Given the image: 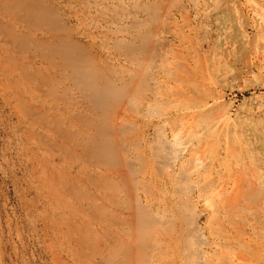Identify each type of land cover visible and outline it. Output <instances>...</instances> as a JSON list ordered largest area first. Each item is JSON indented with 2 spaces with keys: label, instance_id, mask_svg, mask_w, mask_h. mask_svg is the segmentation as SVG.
I'll use <instances>...</instances> for the list:
<instances>
[{
  "label": "rangeland",
  "instance_id": "obj_1",
  "mask_svg": "<svg viewBox=\"0 0 264 264\" xmlns=\"http://www.w3.org/2000/svg\"><path fill=\"white\" fill-rule=\"evenodd\" d=\"M171 85L191 88L204 107L196 123L219 122L222 142L237 144L232 155L203 147L219 132L204 136V151L193 143L180 152L172 128L186 106L177 108ZM196 161L256 174L250 205L226 214L222 235L182 176ZM258 167L264 0H0V264H160L153 230L167 217L169 230L187 227L178 264H231L238 252L251 261L235 263L264 264Z\"/></svg>",
  "mask_w": 264,
  "mask_h": 264
},
{
  "label": "bare ground",
  "instance_id": "obj_2",
  "mask_svg": "<svg viewBox=\"0 0 264 264\" xmlns=\"http://www.w3.org/2000/svg\"><path fill=\"white\" fill-rule=\"evenodd\" d=\"M169 1H171V0H169ZM110 4V3H109ZM176 4V3H175ZM134 7V6H133ZM107 9V8H106ZM169 9V8H168ZM164 13V12H163ZM166 13V12H165ZM168 13H169V11H168ZM162 14V13H161ZM130 16V15H129ZM259 16V15H258ZM260 17V16H259ZM157 18H158V16H157ZM182 19V18H181ZM155 21V20H154ZM173 23V22H172ZM175 28V27H174ZM165 29V28H164ZM177 29V28H176ZM176 34V33H175ZM171 35H173L172 34V32H171ZM178 37V36H177ZM182 37V36H181ZM117 39V38H116ZM181 39V38H180ZM182 39H183V37H182ZM181 39V40H182ZM187 40H188V38H186ZM185 39V40H186ZM120 40V39H119ZM180 40V41H181ZM186 40V41H187ZM162 41V40H161ZM169 41V40H168ZM183 41V40H182ZM181 41V42H182ZM191 42V41H190ZM185 43V42H184ZM192 44V43H191ZM184 45V44H183ZM186 45V44H185ZM175 47V46H174ZM178 47V46H177ZM176 48V47H175ZM172 49V48H171ZM177 49H179V48H177ZM194 49V48H193ZM173 50V49H172ZM180 50V49H179ZM190 51H192V50H190ZM189 53V52H188ZM146 54V53H145ZM144 55V54H143ZM121 56V55H120ZM195 56V55H194ZM132 58V57H131ZM157 58V57H156ZM144 59V58H143ZM186 59V58H185ZM197 59V58H196ZM134 60H136V59H134ZM154 60V59H153ZM128 61H130V60H128ZM131 61H133V60H131ZM138 61V60H137ZM177 61V60H176ZM181 61V60H180ZM189 61V60H188ZM166 62V61H165ZM178 62V61H177ZM177 62H176V64H177ZM167 63V62H166ZM179 63V62H178ZM138 64V63H137ZM151 64V63H150ZM169 64H172V62H169ZM173 64L174 65H176L174 62H173ZM188 64V63H187ZM189 64H190V62H189ZM178 65V64H177ZM130 66V65H129ZM169 66V65H168ZM187 66V65H186ZM158 67V66H157ZM170 67V66H169ZM172 67V66H171ZM177 67L178 66H176V69H177ZM204 67V66H203ZM164 68V67H163ZM175 68V67H174ZM163 70V69H162ZM169 70V69H168ZM167 70V71H168ZM175 69H173V71H174ZM182 70V69H181ZM189 70V69H188ZM194 70V69H193ZM198 70H200V69H198ZM159 72V71H158ZM165 72V69H164V71H163V73ZM174 72H176V71H174ZM166 73H168V72H166ZM179 73V72H178ZM204 73V72H203ZM162 74V73H161ZM173 74V73H172ZM175 74V73H174ZM195 74H198V73H195ZM205 74V73H204ZM134 75V74H133ZM169 75H171V73L169 74ZM168 75V76H169ZM177 74H175V77L177 78V76H176ZM180 75V74H179ZM201 75H203V74H201ZM181 76V78H182V76H184V75H180ZM186 76V75H185ZM190 76H191V74H190ZM198 76V75H197ZM161 77V76H160ZM187 77V76H186ZM193 77V76H192ZM135 78V77H134ZM169 78H171L170 76H169ZM178 78H180L179 76H178ZM177 78V79H178ZM190 78V77H189ZM196 78H198V77H196ZM159 79V78H158ZM187 79V78H186ZM136 80V79H135ZM134 80V81H135ZM164 80V79H163ZM171 80V79H170ZM189 80V79H188ZM195 80V79H194ZM198 80H199V78H198ZM131 81H133V80H131ZM137 81V80H136ZM177 81V80H176ZM196 81V80H195ZM209 81V80H208ZM164 83H165V81H163ZM161 83H162V81H161ZM167 83V82H166ZM183 83V82H182ZM181 83V84H182ZM184 83H187V82H184ZM189 83V82H188ZM193 83V82H192ZM197 83H199V82H197ZM197 83H195V84H197ZM135 84V83H134ZM133 84V85H134ZM190 84H191V81H190ZM200 84V83H199ZM157 85V84H156ZM166 85H168V83L166 84ZM182 85H184V84H182ZM169 86V85H168ZM172 86V85H171ZM177 86V85H176ZM197 86V85H196ZM151 87V86H150ZM173 87V86H172ZM164 88V87H163ZM174 88V87H173ZM195 88V87H194ZM196 89V88H195ZM168 90V89H167ZM173 90H175V88L173 89ZM197 90V89H196ZM175 92L176 93H174V95H175V97H176V99H178L177 100V108H178V106L180 107L181 105H183V106H186V108H181L180 109V112L178 113V114H180V118L179 117H177V118H179L178 120L177 119H175V121H177L176 123H174V128H172L173 129V137L175 138V139H177V138H183V142H182V144H181V146H184V149L183 150H181L180 152H182L183 154L184 153H187L188 151H190V145L191 144H193V143H196L197 144V146L199 145L200 146V144H201V142H202V140H203V138H204V136L207 134V135H213L214 133H217V132H219L218 134H216V136H217V141H215V142H210V143H205V145L203 146V145H201V146H203V147H205L207 150H212V148L211 147H216L218 150L220 149V150H223L224 151V154H225V157H228L229 155H232L233 153H234V151L236 150L235 148L236 147H234V145L235 144H233V146L230 144V142L228 143L227 141H224V142H222V132H220V131H222L223 129L220 127V125H219V122H214L213 123V125L211 124V126H208L206 129H205V131H202L201 130V128H200V126L196 123V119L199 117V114L201 113V110L204 108L203 106L202 107H197V106H194L193 104V100H194V98L192 97L193 96V93H192V91H191V88L189 87L188 88V85L186 86V88H183L182 86H178V87H176V90H175ZM173 93V92H172ZM209 93H211V92H209ZM171 94V93H170ZM165 95V94H164ZM195 95V94H194ZM197 95V94H196ZM196 95H195V97H196ZM168 97V96H167ZM140 99V98H139ZM175 99V98H174ZM168 101V100H167ZM195 101H196V99H195ZM199 101V100H198ZM201 101V100H200ZM133 102V101H132ZM197 102V101H196ZM168 103V102H167ZM203 103V102H202ZM200 104H201V102H200ZM166 105V104H165ZM197 105V104H196ZM204 105V104H203ZM172 108V107H171ZM119 109V108H118ZM124 110H126V109H124ZM175 110V109H174ZM177 110H179V109H177ZM127 111V110H126ZM137 112V111H136ZM115 113H116V111H115ZM124 113H126V112H124ZM176 113V112H175ZM114 114V113H113ZM117 114H118V116H119V113L117 112ZM121 116V115H120ZM170 116V115H169ZM117 117V116H116ZM115 117V118H116ZM126 117V116H125ZM219 117V116H218ZM123 119H126V118H123ZM116 120H119V121H121L122 122V120L121 119H116ZM114 121V120H113ZM126 121V120H125ZM112 122V121H111ZM118 122V121H117ZM202 122V121H201ZM114 122H112V124H113ZM166 123V122H165ZM164 123V124H165ZM168 123H170V122H167L166 124H168ZM119 124V123H118ZM117 124V125H118ZM136 124V123H135ZM165 124V125H166ZM207 124V123H206ZM205 124V125H206ZM114 125H115V123H114ZM173 126V125H172ZM227 126V125H226ZM165 127V126H164ZM119 128V127H118ZM204 128V127H203ZM113 129V128H112ZM172 129H170V130H172ZM163 131V130H162ZM114 132V131H113ZM224 134V133H223ZM227 136V135H226ZM240 137V136H239ZM137 139H139V138H137ZM226 139H227V137H226ZM216 140V139H215ZM159 141V140H158ZM177 141V140H176ZM180 141V140H179ZM205 141V140H204ZM203 141V142H204ZM178 143V142H177ZM140 144V143H139ZM218 145V146H217ZM237 145V144H236ZM235 145V146H236ZM176 146H177V144H176ZM197 146H195V147H197ZM201 146L200 147H197V149H199V150H203L204 151V149L205 148H201ZM161 147H163V146H161ZM172 147H173V144H172ZM194 147V148H195ZM241 148V147H240ZM216 149V150H217ZM239 148L237 147V150H238ZM122 150V149H121ZM240 150V149H239ZM238 150V151H239ZM243 150V149H242ZM241 150V151H242ZM206 151V150H205ZM238 151H237V153H238ZM191 152V151H190ZM189 152V153H190ZM195 152V151H194ZM243 152V151H242ZM232 153V154H231ZM144 155V154H143ZM142 155V156H143ZM165 155V154H164ZM174 155V154H173ZM242 155V154H241ZM192 156H194V154H192ZM191 156V157H192ZM236 156V155H235ZM197 157H199V156H197ZM176 158V157H175ZM200 158V157H199ZM202 158V157H201ZM174 159V158H173ZM177 159V158H176ZM175 159V160H176ZM197 160H198V158H196ZM204 159V158H203ZM229 159H230V157H229ZM228 159V160H229ZM169 160V159H168ZM202 160V159H201ZM221 160H222V158H221ZM170 161V160H169ZM172 161V160H171ZM170 161V162H171ZM230 161V160H229ZM168 162V161H167ZM174 162V161H173ZM199 162V161H198ZM197 161H196V163H195V165H187L188 167L187 168H185V171H183V177L184 176H186V178H189L190 180V186H189V188L191 187V191L190 192H192V193H196L197 194V196H198V198L197 199H200L201 200V202L203 201L206 205V207H207V210H210V212L212 213V215H213V218L212 219H214V223L215 224H219V222H220V225H219V228H218V230H217V228L214 230L215 232L214 233H216L217 235L219 234H221L220 233V230H222V228L224 227V225H223V222H222V219L226 216V214L228 213H230L231 211H235L236 210V208H239V205H241V204H244V202L246 201V195H248L247 193L248 192H250V190L253 192L254 190L253 189H255L254 188V186H255V182H256V177H255V175H251L252 173L251 172H246V171H244V170H247V169H250V168H248V167H246L247 169H244V170H242V168H244V167H241V169H238V168H240V167H238V168H234V166L233 165H228V164H223L222 165V167H223V170H221L220 171V169L218 170V168L217 169H215V171L213 170L214 169V167H216V165H202V161H200V163H198ZM224 162H225V160H224ZM175 163V162H174ZM232 163V162H231ZM230 163V164H231ZM179 164V163H178ZM198 164V165H197ZM201 164V165H200ZM236 165V164H235ZM172 166V165H171ZM176 166V165H175ZM181 166V165H180ZM206 166H209L210 168L212 167V170L210 171V172H208V171H206ZM220 166V165H219ZM245 166V165H244ZM247 166V165H246ZM250 166H252L253 167V165H250ZM255 166H257V165H255ZM259 166H261V165H259ZM173 167V166H172ZM221 167V166H220ZM151 168V167H150ZM176 168V167H175ZM148 169V168H147ZM146 169V170H147ZM257 169H260V167H258ZM263 169V168H262ZM262 169H260V170H262ZM264 170V169H263ZM263 170H262V172H263ZM249 171V170H248ZM255 172V171H254ZM257 172V171H256ZM255 172V173H256ZM261 172V171H260ZM264 173V172H263ZM151 174V173H150ZM149 174V175H150ZM214 174H217V176H218V180H217V182H216V185L215 184H213L212 183V179L214 178L213 176H214ZM156 179V178H155ZM148 180V179H147ZM182 180H183V178H182ZM186 180V179H185ZM257 180H258V178H257ZM264 180V179H263ZM184 181V180H183ZM188 181V180H187ZM214 181V180H213ZM262 181V180H261ZM185 182V181H184ZM258 182V181H257ZM144 183V182H143ZM259 183V182H258ZM263 183V182H262ZM186 184H187V182H186ZM185 184V185H186ZM184 185V186H185ZM260 185V184H259ZM261 186V185H260ZM263 186V185H262ZM175 188V187H174ZM256 188H257V186H256ZM145 189H146V187H145ZM154 189V188H153ZM258 189V188H257ZM147 190V189H146ZM262 190V189H261ZM152 191V190H151ZM255 191H256V189H255ZM138 192V191H137ZM259 191H257L256 193H255V196H256V194H260V192L258 193ZM262 192H264V190L262 191ZM143 193V192H142ZM145 193V192H144ZM147 194V193H146ZM156 194V193H155ZM178 194V193H177ZM191 194V193H190ZM262 194V193H261ZM261 194L259 195L260 197H261ZM189 195V194H188ZM145 196V195H144ZM176 196V195H175ZM135 197V196H134ZM252 197V200H254L255 198L253 197V196H251ZM258 197V196H257ZM256 197V198H257ZM263 197V196H262ZM138 198V197H137ZM188 198H190V197H188ZM193 198H194V196H193ZM254 198V199H253ZM157 199V198H156ZM196 199V200H197ZM213 199H215L213 202L215 203L216 202V200H217V203H216V205L215 204H211V201L213 200ZM247 199H248V196H247ZM264 199V198H263ZM189 200V199H188ZM252 200H250V201H252ZM256 200H260V198L258 199H256ZM181 201V200H180ZM194 201V200H193ZM198 201V200H197ZM260 201H263V200H260ZM147 202V201H146ZM159 202V201H158ZM172 202V201H171ZM184 202V201H183ZM187 202V201H186ZM189 202V201H188ZM202 202V203H203ZM247 202V201H246ZM135 203V202H134ZM181 203H182V201H181ZM202 203H200V204H202ZM250 203V202H249ZM249 203H247V204H244L245 206L247 205H250ZM260 202H258V204H259ZM264 203V202H263ZM141 204V203H140ZM195 204V203H194ZM254 204V203H253ZM252 204V205H253ZM173 205V204H172ZM191 205V204H190ZM263 205V204H262ZM165 206V205H164ZM246 206V207H247ZM142 207H143V205H142ZM146 207V206H145ZM256 207H258V206H256ZM260 207V206H259ZM166 208H168V207H166ZM177 208V207H176ZM262 208H264L263 206H262ZM137 209V208H136ZM173 209V208H172ZM235 209V210H234ZM240 209H241V207H240ZM239 209V210H240ZM135 210V209H134ZM245 210V209H244ZM249 210H250V208H249ZM254 210V209H253ZM263 210V209H262ZM159 211V210H158ZM168 211V213H169V210H166L165 212H167ZM241 211H243V209L241 210ZM251 211H252V209H251ZM255 211V210H254ZM253 211V212H254ZM163 212H164V210H163ZM171 212V211H170ZM233 212H231V213H233ZM247 212H248V209H247ZM167 213V214H168ZM235 213H238L237 212V210H236V212H234L233 214H235ZM245 213V212H244ZM248 213H250V212H248ZM252 213V212H251ZM257 213H258V211H257ZM136 214V213H135ZM172 214V213H171ZM174 214V213H173ZM179 214V213H178ZM208 214V213H207ZM175 215V214H174ZM194 215V214H193ZM156 216V215H155ZM161 216V215H160ZM172 216V215H171ZM176 216V215H175ZM215 216V217H214ZM219 216V217H218ZM166 217V216H165ZM179 217V216H178ZM189 217V216H188ZM210 217H212L211 215H210ZM218 217V218H217ZM171 218V217H170ZM169 217H167V218H165V220H163V222L161 223V224H158L157 225V228H156V226H154V230H153V232H154V237H155V239H153L154 241H156V243L157 244H159V246H160V250L161 251H159V254H157V259L158 260H162V262H163V260H166V261H169L168 262V264H178V260L180 261V256H181V254H182V248H181V242H180V237H179V235L180 234H182L183 232H186L187 231V227L185 228V230H182L183 232L182 233H180V231L179 232H174L175 230H169L168 228H167V225L169 226V224L171 223V219H170ZM173 218H174V216H173ZM185 218V217H184ZM205 218V217H204ZM218 219V220H216V219ZM221 218V219H220ZM228 218V217H227ZM226 218V219H227ZM174 219H176V217L174 218ZM211 219V218H210ZM225 219V220H226ZM176 220H180V219H176ZM235 220V219H234ZM182 221H184V220H182ZM197 221V220H196ZM205 221V220H204ZM209 221H211V220H209ZM157 222V221H156ZM155 222V223H156ZM222 222V223H221ZM230 222H231V220H230ZM175 223H177V222H175ZM182 223V222H181ZM190 223V222H189ZM211 223H212V221H211ZM224 223H225V221H224ZM233 223H234V221H233ZM207 224L209 225L210 223H208L207 222ZM232 224V223H231ZM240 224V223H239ZM207 225V226H208ZM179 226V225H178ZM205 226H206V224H205ZM213 224H212V227L210 226V228L212 229L213 228ZM173 227H175V226H173ZM191 227V226H190ZM196 227H197V225H196ZM195 227V228H196ZM214 227H216V226H214ZM218 227V226H217ZM226 227V226H225ZM231 227H233V225L231 226ZM236 227H237V225H236ZM235 227V228H236ZM242 227V226H241ZM241 227H239V228H241ZM244 227V226H243ZM194 228V230H195V233H198V228H196L195 229ZM208 228H209V226H208ZM209 228V229H210ZM234 228V227H233ZM238 228V227H237ZM238 228V229H239ZM180 229V228H179ZM182 229V228H181ZM210 229V231H212ZM224 229V228H223ZM254 229H255V227H254ZM177 230V229H176ZM192 229H190V231H191ZM202 230H203V228H202ZM205 230V229H204ZM203 230V231H204ZM226 230H228V229H226ZM226 230H224V231H226ZM236 229H234L233 231H235ZM241 230H242V228H241ZM241 230H239V231H241ZM197 231V232H196ZM201 231V230H200ZM200 231H199V233H200ZM245 231V230H244ZM236 232H238L237 230H236ZM251 232V231H250ZM152 233V232H151ZM193 233V232H192ZM198 233V234H199ZM230 233V232H229ZM248 233H249V231H248ZM253 233H255V232H253ZM256 233H257V231H256ZM185 234V233H184ZM231 234V233H230ZM242 234V233H241ZM150 235V234H149ZM202 235V234H201ZM208 235V234H207ZM222 235V234H221ZM225 235V234H224ZM244 235V234H243ZM258 235V234H257ZM256 235V236H257ZM199 236H200V234L198 235V239H200V238H202V239H205V238H203L202 236H200V238H199ZM239 236V235H238ZM237 236V237H238ZM241 236V235H240ZM246 236V235H245ZM153 237V235H152V237H151V239L152 238H154ZM182 237V236H181ZM191 237V236H190ZM214 237V236H213ZM243 237V236H242ZM215 239H216V236L214 237ZM218 238V237H217ZM229 238V237H228ZM254 238V237H253ZM191 239V238H190ZM194 239V238H193ZM238 239H239V237H238ZM243 239V238H242ZM258 239V238H257ZM256 239V240H257ZM197 240V239H196ZM254 240H255V238H254ZM200 241V240H199ZM202 242H199V243H203V240H201ZM217 241V240H216ZM235 241V240H234ZM243 241H246V239H244ZM253 241V240H252ZM198 242V241H197ZM204 242H205V240H204ZM221 242V241H220ZM235 243V242H234ZM247 243V242H246ZM148 244H149V242H148ZM220 244V243H219ZM233 244V243H232ZM236 244H238V243H236ZM147 245V244H146ZM156 245V244H155ZM209 245V244H208ZM211 245H213V244H210V246ZM215 245H216V243H215ZM222 245V244H221ZM224 245H225V243H224ZM231 245V244H230ZM204 246H205V244H204ZM218 246V245H217ZM235 246V245H234ZM233 246V247H234ZM240 246V245H239ZM216 247V246H215ZM219 248H220V246H218ZM225 247H226V245H225ZM225 247H223L222 246V249L223 248H225ZM232 247V246H231ZM242 247V246H241ZM228 248H229V246H228ZM228 248H226L225 250L227 251L228 250ZM243 248V247H242ZM245 248V247H244ZM248 248V247H247ZM263 248V247H262ZM187 249V248H186ZM201 249V248H200ZM212 249V248H211ZM215 249V248H214ZM251 249H252V247H251ZM254 249V248H253ZM252 249V250H253ZM147 250V249H146ZM145 250V251H146ZM199 250V249H198ZM231 249L229 248V250L228 251H230ZM233 250H235V248L233 249ZM232 250V251H233ZM237 251H238V249H236ZM235 250V251H236ZM244 250V249H243ZM247 250V249H246ZM261 250V249H260ZM185 251H187V250H185ZM185 251L183 252V253H185ZM248 251V250H247ZM253 251H256V248L253 250ZM258 251H259V249H258ZM257 251V252H258ZM188 252V251H187ZM220 252H222V251H220ZM219 252V253H220ZM130 253H132V252H130ZM136 253H137V251H136ZM190 253V252H189ZM195 253V252H194ZM230 253H231V251H230ZM239 253H242V252H238V253H236V254H234V256H235V260L237 261V262H239V263H245L246 261H251L250 259L248 260V258L245 256V255H243V254H239ZM250 253V252H249ZM252 253V252H251ZM258 253H260V252H258ZM147 254V253H146ZM224 254H226V255H223L224 257L226 256V258H227V254H229V252L228 253H224ZM262 254H263V252H262ZM134 255V254H133ZM132 255V256H133ZM151 255V254H150ZM190 255H192V256H195V254L193 255V253L191 252V254ZM199 255V256H198ZM198 255H196V257H200V258H202V253L201 254H198ZM200 255H202V256H200ZM221 255H222V253H221ZM229 255H232L233 256V252H232V254H229ZM228 255V256H229ZM247 255V254H246ZM251 256H252V254H250ZM258 256V254H255V256ZM260 255V254H259ZM143 256V255H142ZM141 256V257H142ZM184 256H185V254H184ZM191 256V257H192ZM223 256H221V259H224V257ZM234 256H233V258H234ZM247 256H249V255H247ZM152 257V256H151ZM182 257H183V254H182ZM190 257V256H189ZM188 257V258H189ZM190 257V258H191ZM206 257V256H205ZM208 257V256H207ZM207 257L206 258H202V259H207ZM223 257V258H222ZM252 257H254V256H252ZM259 257V256H258ZM260 257H261V255H260ZM132 257H130V259H131ZM143 258H144V256H143ZM148 258V257H147ZM185 258V257H184ZM229 258V257H228ZM227 258V259H228ZM264 258V257H263ZM153 259V258H152ZM197 259V258H196ZM230 259V258H229ZM255 259V258H254ZM150 260V259H149ZM153 260H155V259H153ZM187 260H189V259H187ZM200 260V259H199ZM213 260H214V258H213ZM217 260H218V258H217ZM257 260V259H256ZM260 260V259H259ZM264 260V259H263ZM134 261V260H133ZM145 261H147V259L145 260ZM145 261H144V263H145ZM192 261V260H191ZM202 261V260H201ZM200 261V262H201ZM230 261V260H229ZM236 261H234V260H232L231 261V264H239V263H235ZM261 262H262V260H260ZM160 263V264H163V263ZM184 262V261H183ZM197 262H198V260H197ZM199 262V264H205L206 262L205 261H203V262H201L200 263ZM205 262V263H204ZM209 263H210V261H208ZM214 262H215V260H214ZM217 262H220V260H218ZM256 262V261H255ZM255 262L253 263V264H255ZM264 262V261H263ZM131 263H133L134 264V262H131ZM139 263V262H138ZM181 263V262H180ZM208 263V264H209ZM213 263V262H212ZM216 263V262H215ZM252 263V262H251ZM136 264V263H135ZM165 264H167L166 262H165ZM182 264V263H181ZM207 264V263H206ZM211 264V263H210ZM214 264V263H213ZM230 264V263H229ZM248 264V263H247ZM259 264V263H258Z\"/></svg>",
  "mask_w": 264,
  "mask_h": 264
}]
</instances>
